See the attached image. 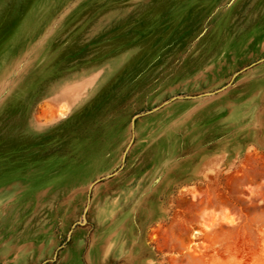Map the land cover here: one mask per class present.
Here are the masks:
<instances>
[{
	"label": "rangeland",
	"instance_id": "374dc122",
	"mask_svg": "<svg viewBox=\"0 0 264 264\" xmlns=\"http://www.w3.org/2000/svg\"><path fill=\"white\" fill-rule=\"evenodd\" d=\"M0 264H264V0H0Z\"/></svg>",
	"mask_w": 264,
	"mask_h": 264
}]
</instances>
